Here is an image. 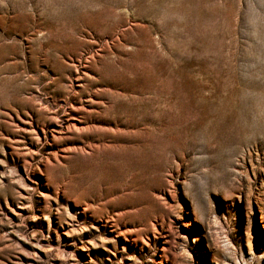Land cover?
Masks as SVG:
<instances>
[{"label":"rangeland","instance_id":"374dc122","mask_svg":"<svg viewBox=\"0 0 264 264\" xmlns=\"http://www.w3.org/2000/svg\"><path fill=\"white\" fill-rule=\"evenodd\" d=\"M0 264H264V0H0Z\"/></svg>","mask_w":264,"mask_h":264}]
</instances>
